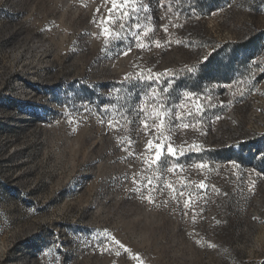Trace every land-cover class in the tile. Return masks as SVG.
<instances>
[{"label":"rangeland","instance_id":"obj_1","mask_svg":"<svg viewBox=\"0 0 264 264\" xmlns=\"http://www.w3.org/2000/svg\"><path fill=\"white\" fill-rule=\"evenodd\" d=\"M136 255L264 264V0H0V264Z\"/></svg>","mask_w":264,"mask_h":264},{"label":"snow or ice","instance_id":"obj_2","mask_svg":"<svg viewBox=\"0 0 264 264\" xmlns=\"http://www.w3.org/2000/svg\"><path fill=\"white\" fill-rule=\"evenodd\" d=\"M129 3V0H124V5H127ZM124 5H120L118 6L115 3V0H113V9H116L117 12H119L120 7H123ZM133 11H135V9H133ZM121 15L128 17L129 20H133V16L130 12H123L121 13ZM136 19H139V17H136ZM101 23H107L109 24V27H105L102 29L101 34L105 36V40L106 42L110 41L111 34L113 31H115V26L118 24L119 27L123 28L124 24L122 21H114L112 18V12L110 10L109 12V16L107 17V19L105 21H101ZM134 27L139 29L140 25L139 24H134ZM147 33H145L146 35ZM116 38H119V33L116 34ZM139 34H137V39H139ZM126 54V53H125ZM161 91H167V89H163ZM158 93L156 92V90H152V95L155 97ZM181 108L184 107L183 104L180 105ZM140 111H144V109H140ZM153 111L155 112V116L153 117L152 113L150 112H145V118L142 121L143 127L145 129H150V128H157V129H164L165 127V120L167 119L169 122L176 120V121H182L183 117L180 113H173L168 111V108L166 105L163 104H156L153 108ZM189 115H192L191 112L188 113ZM149 119H153L154 121H158L157 123H154L152 125H149L148 120ZM112 126V125H110ZM190 125L188 124H182V127L184 128H188ZM172 127H175V124L170 123L169 124V131L171 130ZM163 136L162 132H158L153 139L148 140L146 146H145V152L146 153H151V157H150V161L148 157H145L144 162L145 163H151V164H155V165H160L161 164V158L162 156H171L173 158H176L179 155L183 154V149H178L176 148L171 141H169L166 145L161 141V137ZM195 147V146H193ZM200 168L205 167L204 163L201 162L198 165ZM165 169H161V174L163 173ZM166 171L169 172H173L174 169L173 168H167ZM133 183H136V180L133 179ZM153 181L152 178L149 177L147 184L145 185V187H148V185H152ZM166 187H168L171 191L175 192V186L171 183H168L165 185ZM200 188H204L205 185L203 183H201L199 185ZM155 189H149V193L151 191H153ZM180 196H183L184 193L180 192L179 193ZM145 199H147L150 203L154 202L153 201V197L149 194L148 196L145 197ZM191 200V196H189L188 200L185 201V206L187 207L188 203ZM116 243H119L118 241H114ZM212 247H214V245H210ZM120 247H124V245H120ZM125 251H127V249H125ZM134 259H136L139 264H143V260H141V258L139 257V255H136L133 257Z\"/></svg>","mask_w":264,"mask_h":264}]
</instances>
